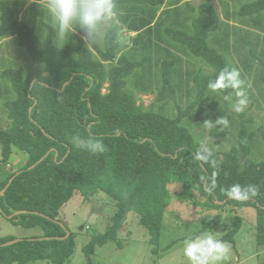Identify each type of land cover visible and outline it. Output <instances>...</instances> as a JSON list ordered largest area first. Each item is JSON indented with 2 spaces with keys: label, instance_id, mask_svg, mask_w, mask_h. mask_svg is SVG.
<instances>
[{
  "label": "trees",
  "instance_id": "16d2710c",
  "mask_svg": "<svg viewBox=\"0 0 264 264\" xmlns=\"http://www.w3.org/2000/svg\"><path fill=\"white\" fill-rule=\"evenodd\" d=\"M189 1L116 0V3L119 12H125L120 13L119 21L128 33L136 34L133 42L138 43L141 33L150 35L156 30L162 34L161 18L182 6L189 7ZM197 11L192 31L166 28L165 33L190 55L201 59L212 72L194 77L196 98L185 110L179 109L173 117H166L144 110L127 89V79L143 64L121 53L123 47L114 26L106 30L101 43L97 40L91 44L82 39L83 33L77 28L71 34L74 50L70 52L55 46L52 25L43 24L47 34L40 38L32 24L18 18V4L0 0V40L16 39V45L36 64L29 71L23 67L8 68L0 74L12 89L8 91L7 86H0V93L14 94L13 99L4 102L11 123L8 129L0 130L2 162L6 164L14 150L27 155L24 165L11 171L0 183V193L7 186L0 196V215L7 219L12 216L8 220L14 225L42 230L40 236L8 246L4 244L14 238H1L0 264H69L74 235L57 216L75 193L85 196L88 192L101 191L116 201L110 226L104 233L92 236L83 248L86 264H93L91 256L96 247L117 240L130 212L139 216L149 243L155 247L170 203V186L180 189L175 198L187 205L211 211L219 210L222 205L253 208L255 241L257 246H264V160L254 163L247 155L241 157L240 151L247 153L248 144L214 153L219 174L213 194L208 195L200 177H210L214 169L194 160L197 146L181 124L202 103L204 92L209 90L208 81L223 67H233L224 53L227 43L222 52L208 45L210 34L222 24L217 9L211 1L204 0ZM261 12H264V0L244 4L237 13L244 17ZM246 44L248 55H264H256L257 44L253 49ZM166 52L169 56L159 64L161 93L173 92L170 79L178 64L172 52ZM217 94L230 96L232 90ZM241 129L243 139L244 126ZM260 132L264 140V128ZM75 135L101 139L105 150L95 154L81 150L72 142ZM236 183L256 185L259 194L246 201L228 199L222 189ZM240 222L241 218H236L233 231L222 240L234 244L233 236L240 229Z\"/></svg>",
  "mask_w": 264,
  "mask_h": 264
},
{
  "label": "rangeland",
  "instance_id": "374dc122",
  "mask_svg": "<svg viewBox=\"0 0 264 264\" xmlns=\"http://www.w3.org/2000/svg\"><path fill=\"white\" fill-rule=\"evenodd\" d=\"M4 1H9L13 5L18 4L20 8L18 18L32 24L40 38H44L47 34L44 23L54 27L51 17L38 0ZM202 1L204 0H190L187 3L190 4L189 7L182 6L176 11L166 13L160 21L162 34L156 30L150 35L141 33L138 43L133 42L136 34L128 33L121 22L111 25L118 31L117 40L121 48L123 47L121 53L143 64L127 79V89L134 94L137 104L144 110L173 117L179 109L185 110L187 105L196 98L194 77H199V74L205 76L212 72L201 59L190 55L186 52V48L170 40L165 33L166 28L180 29L187 33L192 31V21L197 16V8ZM209 1L217 9L222 24L217 31L210 34L208 45L222 52L224 44L227 43L224 53L233 67L241 72L248 103L242 113H236L232 111V103L236 99L233 92L230 95L231 99L226 100L225 96L206 90L202 103L197 105L181 124L193 136L197 148L205 139H210L209 146L213 148L214 153L225 152L232 147L239 148L240 144H248L247 153L240 151V156L247 155L246 157L252 162L260 163L264 160V140L260 132V129L264 128V55L258 57L248 55L244 43L252 49L257 44L256 55L264 53V12L253 16L238 15L237 12L242 5L256 0ZM164 8L165 5L160 10ZM109 27L104 30V34ZM226 34L228 38H224ZM103 36L97 39L99 43ZM72 38L70 35L63 46L70 52L74 50L70 42ZM148 43H150L149 48H145L144 44ZM166 51L172 52L171 54L178 59L170 79L174 94L169 90L161 93L162 68L159 64L163 58L169 56ZM35 66L36 64L31 61L26 52L16 45V39L0 40V74L8 68L23 67L25 71H29ZM0 86H7L8 91L11 89L7 79L0 78ZM7 94V92L3 93V98L0 100V130L8 129L11 123L4 102L7 98L13 99L14 94L9 96ZM219 116H226L229 119L228 128L223 129L219 126L211 129L204 128V120H215ZM242 126L245 128L243 139L240 136ZM251 134H253L252 139H250ZM26 161L25 153L14 150L9 161L6 164L3 163L0 146V183L11 171L19 169ZM169 192L170 203L164 213L159 241L155 247L149 243V235L140 225L139 216L135 212H130L118 231L117 240L95 248L91 256L92 263L188 264L187 258L182 254L183 240L186 237L210 231L216 238L222 239L233 231L236 218H241L240 229L233 236L234 244L226 241L231 248L230 254L220 264H264V246H257L255 241V210L253 208L222 205L219 210L211 211L202 206L187 205L178 201L175 198V195L180 192L177 186H170ZM115 205L116 201L113 198L97 191L94 194L88 192L85 196L75 193L72 199L60 209L57 218L74 235V251L69 264H86L83 248L92 236L104 233L110 226ZM40 235H42L40 228H23L0 215V239L14 238L16 240Z\"/></svg>",
  "mask_w": 264,
  "mask_h": 264
},
{
  "label": "clouds",
  "instance_id": "9594fccd",
  "mask_svg": "<svg viewBox=\"0 0 264 264\" xmlns=\"http://www.w3.org/2000/svg\"><path fill=\"white\" fill-rule=\"evenodd\" d=\"M47 14L51 17L55 28V46L62 48L69 40L70 35L79 28L82 39L88 43H95L104 35V30L114 24H119L120 12L116 0H38ZM207 88L211 92L232 90L235 100L232 103V111L242 113L248 103V97L244 88V80L238 68L225 66L219 70L214 79H210ZM226 100L231 96H225ZM230 121L226 116H219L215 120L203 121L205 129L213 127L228 128ZM72 142L81 150L90 153H102L105 145L101 139H82L79 135L72 137ZM210 139L202 140L194 152V160L209 164L214 170L211 176H201L205 182L206 192L212 195L216 188V177L219 174V165L214 157L213 148L209 146ZM224 195L231 200L246 201L259 194L256 185L232 184L222 189ZM230 245L210 231L200 232L186 237L183 240L182 254L187 258L188 264H220L230 254Z\"/></svg>",
  "mask_w": 264,
  "mask_h": 264
},
{
  "label": "water",
  "instance_id": "95a60500",
  "mask_svg": "<svg viewBox=\"0 0 264 264\" xmlns=\"http://www.w3.org/2000/svg\"><path fill=\"white\" fill-rule=\"evenodd\" d=\"M43 159H44V158H43ZM32 167H33V166H32ZM10 182H11V180H10ZM6 188H7V186H6ZM6 188H5V189H6ZM5 189L0 193V196L3 195ZM16 214H18V213H16ZM11 217H12V216H9L8 219H10ZM68 235H69V232L67 231V236H68ZM19 241H21V239H16V240H13V241H10V242L4 244V246L12 245V244H15V243H17V242H19Z\"/></svg>",
  "mask_w": 264,
  "mask_h": 264
},
{
  "label": "crops",
  "instance_id": "0c3cea01",
  "mask_svg": "<svg viewBox=\"0 0 264 264\" xmlns=\"http://www.w3.org/2000/svg\"><path fill=\"white\" fill-rule=\"evenodd\" d=\"M1 92V91H0ZM3 98V94L0 93V100Z\"/></svg>",
  "mask_w": 264,
  "mask_h": 264
}]
</instances>
